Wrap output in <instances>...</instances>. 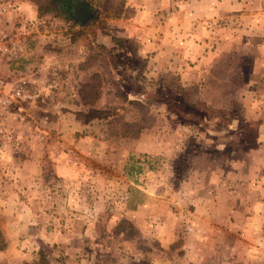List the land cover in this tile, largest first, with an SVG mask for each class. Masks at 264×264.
Instances as JSON below:
<instances>
[{"label":"rangeland","instance_id":"374dc122","mask_svg":"<svg viewBox=\"0 0 264 264\" xmlns=\"http://www.w3.org/2000/svg\"><path fill=\"white\" fill-rule=\"evenodd\" d=\"M104 5L71 42L83 25L60 9L39 16L35 0H0V28L24 41L3 72H20L36 94L22 103L25 120L8 122L20 142H0V264H36L41 253V264H264V246H248L247 233L234 251L203 246V169L226 179L231 144L255 136L246 123L243 134L203 130V78L188 68L208 38L196 36L187 52L195 37L163 22L167 3L149 7L154 17L129 0ZM216 32L212 41L227 34ZM93 36L116 65L95 58ZM263 111L239 109L250 122Z\"/></svg>","mask_w":264,"mask_h":264},{"label":"crops","instance_id":"0c3cea01","mask_svg":"<svg viewBox=\"0 0 264 264\" xmlns=\"http://www.w3.org/2000/svg\"><path fill=\"white\" fill-rule=\"evenodd\" d=\"M129 3L140 6L138 15L151 17L155 14L147 13L149 7L167 3L168 9L162 11L163 22L173 21V27L190 29L189 34L195 37L192 41L189 39L187 52L189 48L192 51L196 36L208 38L198 39L202 45L195 47L199 51H193L196 57L190 58L196 62L193 68H188L189 72H199L197 76L203 78V102L207 106L227 113H233L234 104L243 111H250L249 114L264 110V0H129ZM129 13L126 11L123 18L138 26ZM218 20H225L224 27L219 28L222 31L217 30L218 25L212 26V22ZM153 27L150 24L148 31ZM215 31L220 35L227 34L214 36L212 41L211 35ZM210 42L213 44L207 48ZM256 116L252 120L257 124L253 146L242 158H230L227 154L228 158L223 159L230 166L226 179L217 172L203 169V191L208 192L203 193L207 198L203 200V246L215 242L222 250L226 247L234 251L239 236L245 238L243 233H247V245L251 248L264 246V114L260 119L258 114ZM243 118L250 122L248 116ZM236 129L231 124L221 133L234 134ZM206 156L203 153V161ZM217 193L223 194L224 201L215 207L209 198Z\"/></svg>","mask_w":264,"mask_h":264},{"label":"trees","instance_id":"16d2710c","mask_svg":"<svg viewBox=\"0 0 264 264\" xmlns=\"http://www.w3.org/2000/svg\"><path fill=\"white\" fill-rule=\"evenodd\" d=\"M68 0H35L36 4H37V11L39 13V16L44 15L46 12H48L49 10H54L55 8L60 9L64 15L66 16L67 19L71 20L72 22H74V25L79 24L77 21L73 20L71 17L68 16L65 8L66 5L65 3ZM71 1H75V0H71ZM86 1L89 5L94 6L95 9L92 13V15L90 16L89 20H94L97 16L98 11L103 10L106 11L105 8V0H84ZM88 20V21H89ZM86 25L83 24V26H81L80 29H78L77 31L72 32L70 39L72 40L71 42H77L79 40L77 39V36L79 35H83V31L82 28H84ZM73 36V37H72ZM87 45L89 47V49H91V51L93 52L95 58H105L107 61L114 63L115 65L116 63V58L114 57L113 54V48L112 47H108L107 45L100 43L96 40V38L93 37H89L88 41H87ZM90 85V84H89ZM88 85V86H89ZM206 106V112L203 113V117L205 119H207L206 121L207 126L203 128V130L205 132H208L209 129H213L215 132H222L223 130H227V128L229 127V125L234 124L236 126V130L235 132H237L238 134L241 131V134H243V131L241 130V125L242 123H246L247 125H251V127L255 128V135H256V123L255 122H249L247 121L245 118H243V116L238 113V108L237 105L234 104L233 106V113L231 115H229V113L224 112V110L221 109H215L212 107ZM213 109V113L212 110ZM219 118H224L226 119V123L224 127H219L217 124H219L218 122L216 123V119ZM213 122H215V124H213ZM236 123V124H235ZM252 123V124H251ZM213 124V125H212ZM241 124V125H240ZM245 134V133H244ZM255 137V136H254ZM253 137V139H254ZM254 141L252 140L251 142H237L235 144H231V149L228 151V156L230 158H242L243 154L245 153V151L253 146ZM204 149V147H203ZM44 160V165H46L45 167H43V176L46 178H49L51 176H53V171L51 169V164H50V160L48 157L44 156L43 157ZM1 231H0V237H1ZM4 246V244L1 242L0 240V249H2ZM45 258V254L41 253L40 256V260L37 261L36 264H41V262L44 261Z\"/></svg>","mask_w":264,"mask_h":264},{"label":"built area","instance_id":"2783aa9c","mask_svg":"<svg viewBox=\"0 0 264 264\" xmlns=\"http://www.w3.org/2000/svg\"><path fill=\"white\" fill-rule=\"evenodd\" d=\"M8 6H3L6 9ZM24 52V41L17 35L0 28V142H20L15 130L9 125L10 119L25 120L22 103L35 98L27 91V80L20 72H3V66L18 60ZM21 75V76H20ZM14 76V77H12ZM8 78H11L10 81Z\"/></svg>","mask_w":264,"mask_h":264},{"label":"water","instance_id":"95a60500","mask_svg":"<svg viewBox=\"0 0 264 264\" xmlns=\"http://www.w3.org/2000/svg\"><path fill=\"white\" fill-rule=\"evenodd\" d=\"M94 9V6L89 5L84 0H68L66 2V12L68 16L77 21L79 25H83L88 21Z\"/></svg>","mask_w":264,"mask_h":264},{"label":"flooded vegetation","instance_id":"af4514ba","mask_svg":"<svg viewBox=\"0 0 264 264\" xmlns=\"http://www.w3.org/2000/svg\"><path fill=\"white\" fill-rule=\"evenodd\" d=\"M65 5H66V3H65ZM65 10H66V8H65Z\"/></svg>","mask_w":264,"mask_h":264}]
</instances>
